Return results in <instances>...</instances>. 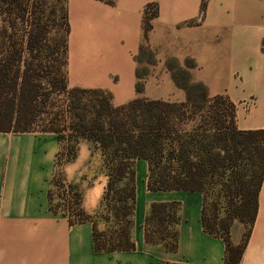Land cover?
<instances>
[{"label":"crops","instance_id":"crops-1","mask_svg":"<svg viewBox=\"0 0 264 264\" xmlns=\"http://www.w3.org/2000/svg\"><path fill=\"white\" fill-rule=\"evenodd\" d=\"M202 1L67 0L68 84L106 90L116 106L136 97L182 101L186 93L167 61L176 58L183 65L194 58V79L203 81L211 95L229 96L239 129H264V0H208L204 11ZM149 5L157 14L145 39ZM145 42L156 62L138 92L137 56ZM64 147L56 132L0 131V264H225V239L203 227L204 193L150 190L149 163L142 158L135 160V248L98 251L94 222L71 223L66 213L52 209L50 192L55 176H62L81 193L82 210L96 218L107 183L103 154L93 141L82 139L75 158L59 164ZM173 201L180 204L178 247L169 250L149 242L145 226L152 203ZM232 229L239 243V221ZM241 264H264V182Z\"/></svg>","mask_w":264,"mask_h":264},{"label":"trees","instance_id":"trees-1","mask_svg":"<svg viewBox=\"0 0 264 264\" xmlns=\"http://www.w3.org/2000/svg\"><path fill=\"white\" fill-rule=\"evenodd\" d=\"M207 2L202 1V11ZM34 6V0H0V131L56 132L65 143L59 164L75 158L80 140L93 141L103 154L107 175L97 215L103 210L113 226L99 229L97 215L94 218L80 207L77 187L60 175L53 179V186L65 187L69 199L62 201L61 193L56 196L52 189V209L66 213L71 223L92 220L98 251L134 249L131 229L137 196L135 160L146 159L150 190L204 193L205 231L225 239V264H241L264 182V129H239L236 104L229 96L211 95L203 81L194 79V58H187L183 65L176 58L167 61L173 80L186 93L182 101L136 97L116 106L106 90L71 87L67 80V0L62 6L67 38L64 35L62 45H58L50 73L42 74L40 68L47 64L44 65L41 48L49 41L51 31ZM153 8L149 5L146 9L145 39L157 14ZM137 61L156 62L155 53L146 42L141 45ZM148 73V68L137 70L138 92L143 91ZM63 94L67 96L64 112L70 116L68 122L60 119V112L49 105L54 96ZM216 188L228 200L223 217L218 199L209 207L208 195ZM179 207L177 201L151 204L145 226L149 242L177 249ZM235 221L247 227L239 243L232 239Z\"/></svg>","mask_w":264,"mask_h":264},{"label":"rangeland","instance_id":"rangeland-1","mask_svg":"<svg viewBox=\"0 0 264 264\" xmlns=\"http://www.w3.org/2000/svg\"><path fill=\"white\" fill-rule=\"evenodd\" d=\"M35 1V9L37 10V13L39 16L42 17V20L44 24L48 27L50 33V39L48 42L43 43L42 46V56L46 59L44 62L43 67L40 68V72L43 74H48L52 70V64L54 62V59L56 57V51L58 49V45H62L63 43V37L65 35V40L67 38L66 34V25L64 24L63 20V12H62V6L65 5V0H34ZM55 53V54H54ZM151 65L147 63L146 61L140 63L139 67L140 69L148 68L149 72L151 69ZM67 103V96L66 94H63L61 96H54L53 99L49 101V105L55 107V111L60 112V119H65V121H70L69 114H65L64 109L66 108ZM215 182V180H211V183ZM55 195L56 193L60 192L61 196H59V199L62 197L63 199L67 198V194L65 192V188L53 186ZM224 192L220 188H216V190H212V193L208 195L209 197V207L212 208V203L218 199L219 200V208H220V217H223L226 215V210L228 207V200L224 197ZM58 196V195H56ZM97 221H98V228L99 229H107L109 227H112L113 224L111 221H108L105 217V212L102 210L97 215ZM241 225V228L243 230V235L246 231V226L242 222H239ZM234 224V223H233ZM233 228V227H232ZM233 230V229H232ZM241 230V231H242Z\"/></svg>","mask_w":264,"mask_h":264},{"label":"built area","instance_id":"built-area-1","mask_svg":"<svg viewBox=\"0 0 264 264\" xmlns=\"http://www.w3.org/2000/svg\"><path fill=\"white\" fill-rule=\"evenodd\" d=\"M65 188V187H64ZM66 189V188H65ZM65 192H66V196H67V198H65V199H69V194H68V191H67V189L65 190ZM62 201H65L64 199H62Z\"/></svg>","mask_w":264,"mask_h":264}]
</instances>
